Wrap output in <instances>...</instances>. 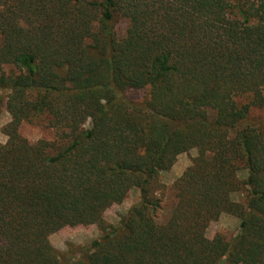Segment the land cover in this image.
Wrapping results in <instances>:
<instances>
[{"label": "trees", "instance_id": "16d2710c", "mask_svg": "<svg viewBox=\"0 0 264 264\" xmlns=\"http://www.w3.org/2000/svg\"><path fill=\"white\" fill-rule=\"evenodd\" d=\"M0 94V264H264V0H0ZM39 118L55 139L21 133ZM192 149L161 222L162 173ZM223 213L238 229L209 238Z\"/></svg>", "mask_w": 264, "mask_h": 264}, {"label": "rangeland", "instance_id": "374dc122", "mask_svg": "<svg viewBox=\"0 0 264 264\" xmlns=\"http://www.w3.org/2000/svg\"><path fill=\"white\" fill-rule=\"evenodd\" d=\"M118 33L125 34L127 22L120 20L118 22ZM1 95V94H0ZM128 95L138 101H142L146 95L145 89L130 90ZM264 115V111L261 113ZM11 120V115L6 110L5 100L0 106V141L6 142L7 136L3 133L2 128ZM47 125L44 118L36 119L33 122H25L21 125V133L31 141L39 139H55L56 135L52 128ZM196 149L189 152H184L177 157L174 166L167 172L162 173L161 180L166 185L163 195V210L159 215L161 222L167 220L172 209V198L174 195V183L184 173V171L192 164V160L197 156ZM235 199H241V196L235 195ZM140 191L138 188L130 190L126 199L119 204H114L109 207L104 217L108 224L116 226L120 218L128 212V210L139 201ZM240 221L237 217L223 213L218 220L213 221L208 229L207 236L213 238L216 234H223L227 238H231L238 229ZM104 234L103 230L97 224L78 225L74 227H65L50 235V241L54 247L62 252H68L70 248L82 247L91 241L101 237Z\"/></svg>", "mask_w": 264, "mask_h": 264}]
</instances>
